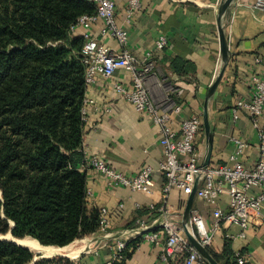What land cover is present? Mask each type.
Listing matches in <instances>:
<instances>
[{"label": "crops", "instance_id": "0c3cea01", "mask_svg": "<svg viewBox=\"0 0 264 264\" xmlns=\"http://www.w3.org/2000/svg\"><path fill=\"white\" fill-rule=\"evenodd\" d=\"M113 1L115 20L128 32L127 48L138 56L148 50L154 52L155 67L146 79L151 99L162 103L173 89L181 88L182 93L175 94L181 105V111L174 117L175 126L179 127L183 118L202 116L209 86L222 65L217 27L220 0H139V7L130 17L127 16L129 0ZM253 2L233 0L229 14L223 19L229 56L222 78L207 102L213 133L209 165L229 161L236 149L232 137L248 144L239 158L246 168H253L258 160L257 129L249 113L244 109H240L236 117L232 113L237 99L250 97L251 77L257 75L264 79V12L254 7ZM102 27L103 21L97 19L88 32L110 49L119 51L121 46L114 37L101 35ZM85 31L78 26L74 33L83 35ZM161 34L167 37V46L157 49L155 41ZM175 58L181 60L177 69L172 63ZM115 82L129 85V72L121 68L110 77L99 74L86 90V96L94 103L86 107L83 151L86 155L99 156L109 166L126 174H136L141 168L150 166L153 168L152 185L147 192L132 191L120 185L108 186L101 172L85 167L90 191L87 204L97 209L105 208L109 226L102 236L83 240L94 239L95 243L79 253L80 264H111L108 262L112 247L120 238V232L132 225L139 215L150 221L157 214L156 210L148 209L151 204L156 207L163 204L181 221L189 196L177 188H172L167 195L162 193L165 179L158 171L163 159V149L158 142L159 128L115 91ZM105 107H110V111L104 110ZM260 124L264 128V110ZM196 143L202 163L206 152L203 126ZM250 192H257V189ZM228 202L227 194L220 195L222 208H226ZM137 204L140 207L137 208ZM193 206L211 223L210 207L196 195ZM237 232L238 227L222 224L213 243L207 247L211 256L219 264H232L236 262L233 252L241 250L249 255L250 264H264V223L250 228L245 238L226 237L227 233ZM227 240L231 248L229 255L223 251ZM159 251V246L138 238L128 243L125 258L115 264H159Z\"/></svg>", "mask_w": 264, "mask_h": 264}, {"label": "trees", "instance_id": "16d2710c", "mask_svg": "<svg viewBox=\"0 0 264 264\" xmlns=\"http://www.w3.org/2000/svg\"><path fill=\"white\" fill-rule=\"evenodd\" d=\"M94 12L84 0H0V236L64 246L99 229V209L87 204L82 150L84 38L71 31L79 16ZM223 251L231 254L228 240ZM34 258L0 238V264H80L61 255Z\"/></svg>", "mask_w": 264, "mask_h": 264}, {"label": "built area", "instance_id": "2783aa9c", "mask_svg": "<svg viewBox=\"0 0 264 264\" xmlns=\"http://www.w3.org/2000/svg\"><path fill=\"white\" fill-rule=\"evenodd\" d=\"M94 5L93 14L79 16L76 23L71 26L85 28L84 43L80 50L81 61L85 67V89L93 84L97 75L112 76L117 69H125L130 74V83L125 85L115 82V91L125 98L133 107L146 114L159 128L158 142L163 149V159L159 163L158 171L164 176L162 193L167 195L172 188L180 189L189 195L197 179L195 195L202 199L209 207L212 217L208 223L201 211L192 206L186 227L191 235L204 247L213 243L215 233L222 224L238 227L237 233H227V238H245L247 231L259 227L264 223V128L260 119L264 110V79L253 75L251 77L252 92L247 99H237L232 107L233 116H237L240 109L246 110L257 129L259 156L254 167L246 168L241 162L240 155L248 146L247 142L232 137L236 149L229 161L219 165L201 167L199 151L197 149V136L202 131V116L199 114L183 118L179 127L174 124V117L181 111V105L176 101L175 94L182 93L181 88L173 89L162 103H155L148 92L146 79L154 70V52L146 51L143 55H136L127 48L128 32L119 26L115 20V5L113 0H84ZM253 6L264 12V0H254ZM139 7V0H129L127 16ZM97 19L103 21L101 35L114 37L121 49L114 51L93 37L88 29ZM167 37L160 35L155 41V48L162 49L167 46ZM94 100L85 96L82 114L85 120L86 107ZM110 107L104 110L110 111ZM83 150V145H82ZM84 152V151H83ZM85 154V153H84ZM85 167L101 172L108 186L120 185L132 191L147 192L152 182L153 168L145 166L136 174H126L109 166L99 156L85 154ZM256 188L257 192L251 193ZM90 191L87 189V196ZM227 194L228 206L219 205L220 195ZM140 207L137 204V208ZM150 210L157 214L150 221L141 216L135 218L134 224L120 232V238L112 247V257L108 263L122 258V251L130 240L141 238L149 243L159 246V264H206V260L188 240L182 220L170 213L162 205L156 207L151 204ZM99 231L107 232L109 221L107 210L99 209ZM107 235V234H106ZM235 259L239 264H250L249 255L241 250L235 252Z\"/></svg>", "mask_w": 264, "mask_h": 264}, {"label": "water", "instance_id": "95a60500", "mask_svg": "<svg viewBox=\"0 0 264 264\" xmlns=\"http://www.w3.org/2000/svg\"><path fill=\"white\" fill-rule=\"evenodd\" d=\"M232 2H233V0H220L219 8H218L217 27H218V36H219V43H220V56H221V60H222V65L219 69L218 74L216 75V77L213 79L212 83L209 86L208 93L206 95V99H205V102L203 105V110H202V126H203V130H204L205 138H206V152H205L203 162L201 163L202 168H206L209 165L211 154H212L213 133L211 130L209 117H208L207 102H208V99L215 92V89H216L218 83L220 82V80L222 78V75L224 73L225 67H226L227 62H228L229 50H228V45H227V41L225 38V34L223 31V19L225 18L226 15L229 14V9H230ZM196 188H197V179L194 183L192 192L189 194V196L187 198L185 208H184L183 213H182V225L184 228V232H185L188 240L191 242V244L204 257L207 264H219L211 256V254L208 252L207 247H204L201 244H199L198 241L191 235V233L188 231V229L186 227V224H187L188 218H189V214H190L191 208L193 206ZM7 235L8 236H6V235L0 236V238L10 239L13 242H15L16 244H19L21 246L29 248V247L25 246L23 243H21L19 238L12 237L10 233ZM59 255L67 256V255H63V254H59ZM38 257H50V256H46L45 252L37 251V252H35L34 260ZM67 257H69V256H67Z\"/></svg>", "mask_w": 264, "mask_h": 264}, {"label": "bare ground", "instance_id": "6f19581e", "mask_svg": "<svg viewBox=\"0 0 264 264\" xmlns=\"http://www.w3.org/2000/svg\"><path fill=\"white\" fill-rule=\"evenodd\" d=\"M77 240L78 239L64 246L41 245L36 239H33L31 237L21 238L20 242L29 247L30 250L45 252L46 256L63 254L69 257L78 255L81 251L89 249L93 245V243H95L94 239L82 243H78Z\"/></svg>", "mask_w": 264, "mask_h": 264}, {"label": "rangeland", "instance_id": "374dc122", "mask_svg": "<svg viewBox=\"0 0 264 264\" xmlns=\"http://www.w3.org/2000/svg\"><path fill=\"white\" fill-rule=\"evenodd\" d=\"M0 199H1V192H0ZM104 233H103V231H96L95 233H91V234H89V235H86V236H84V237H81V238H79L78 240H77V242L78 243H82V242H84L83 240H85V238H91V237H94V238H97L98 236H102ZM33 251V250H32ZM34 253L35 252H37V251H33ZM53 256H59V254H56V255H51L50 257H53ZM62 256V255H61ZM78 256H79V254L78 255H76V256H74V257H69V258H71V259H74V260H77V258H78ZM67 257V256H66Z\"/></svg>", "mask_w": 264, "mask_h": 264}]
</instances>
